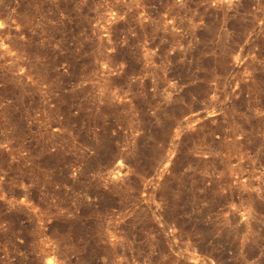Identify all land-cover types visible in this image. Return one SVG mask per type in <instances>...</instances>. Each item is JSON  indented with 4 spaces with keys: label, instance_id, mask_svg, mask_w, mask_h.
<instances>
[{
    "label": "rangeland",
    "instance_id": "obj_1",
    "mask_svg": "<svg viewBox=\"0 0 264 264\" xmlns=\"http://www.w3.org/2000/svg\"><path fill=\"white\" fill-rule=\"evenodd\" d=\"M0 264H264V0H0Z\"/></svg>",
    "mask_w": 264,
    "mask_h": 264
}]
</instances>
